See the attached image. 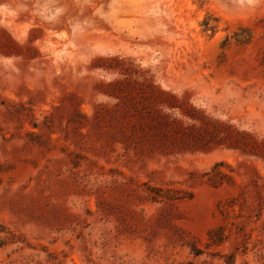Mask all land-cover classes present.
<instances>
[{
	"label": "rangeland",
	"instance_id": "rangeland-1",
	"mask_svg": "<svg viewBox=\"0 0 264 264\" xmlns=\"http://www.w3.org/2000/svg\"><path fill=\"white\" fill-rule=\"evenodd\" d=\"M0 264H264V0H0Z\"/></svg>",
	"mask_w": 264,
	"mask_h": 264
}]
</instances>
